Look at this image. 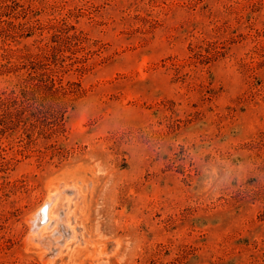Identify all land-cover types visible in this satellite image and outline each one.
I'll list each match as a JSON object with an SVG mask.
<instances>
[{
	"label": "rangeland",
	"instance_id": "obj_1",
	"mask_svg": "<svg viewBox=\"0 0 264 264\" xmlns=\"http://www.w3.org/2000/svg\"><path fill=\"white\" fill-rule=\"evenodd\" d=\"M46 41L82 93L4 134L0 264H264V0H0V91ZM60 182L63 251L32 230Z\"/></svg>",
	"mask_w": 264,
	"mask_h": 264
},
{
	"label": "trees",
	"instance_id": "obj_2",
	"mask_svg": "<svg viewBox=\"0 0 264 264\" xmlns=\"http://www.w3.org/2000/svg\"><path fill=\"white\" fill-rule=\"evenodd\" d=\"M55 27L58 30L63 28L60 24ZM67 32L69 38L77 36ZM69 50V55L75 52L73 48ZM57 55V44L46 41L38 45L36 53L26 55L24 60L4 64L6 68L2 72H15L17 87L9 92L0 91V171L5 133L15 132L21 141H26V146L33 144L37 137L52 140L62 131L67 110L82 93L73 81L64 82V73L70 68L65 69ZM77 70L82 71V68Z\"/></svg>",
	"mask_w": 264,
	"mask_h": 264
},
{
	"label": "bare ground",
	"instance_id": "obj_3",
	"mask_svg": "<svg viewBox=\"0 0 264 264\" xmlns=\"http://www.w3.org/2000/svg\"><path fill=\"white\" fill-rule=\"evenodd\" d=\"M62 183H63V181H62ZM65 186H68V185L61 184V182L58 184L55 183L53 185V187L51 188L49 198L46 200L43 207L39 210L38 214L36 213L37 217H35L33 219V222H32V227H33L32 230L35 232V235L34 234L33 235H34V237L37 238V241H38V239H41V238L43 240L45 239L44 243L46 245H48L50 248L55 245V247L59 248V251L60 250L63 251V248H62L63 244L68 249L69 247L72 246L73 242L68 241V238H64L65 234L62 233L60 231V229L56 233H53L51 235H46L45 231L53 223H55L56 226H60V225H62L63 222H68L67 221V217H68L67 213L69 210H71L73 208V206L70 209L72 200L69 197L70 193L67 194V192H66L67 189ZM73 189H74V187H73ZM75 191H74V193H75ZM70 195H72V194H70ZM65 210H67L66 213L62 214V211H65ZM62 215H64V216H62ZM69 223L66 225L69 226ZM74 232H76V230L73 231V233ZM77 236H78V234L74 233L73 238H77ZM34 237H32V238H34ZM43 246L45 247V245H43Z\"/></svg>",
	"mask_w": 264,
	"mask_h": 264
}]
</instances>
